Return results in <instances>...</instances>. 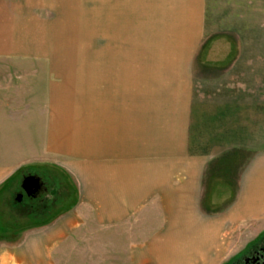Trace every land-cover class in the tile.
<instances>
[{"label":"rangeland","instance_id":"obj_1","mask_svg":"<svg viewBox=\"0 0 264 264\" xmlns=\"http://www.w3.org/2000/svg\"><path fill=\"white\" fill-rule=\"evenodd\" d=\"M126 1L0 0V264H222L264 230V219L229 218L244 179L264 159V0ZM136 45L143 46L137 57ZM182 46L187 47L186 56ZM57 62L73 74L70 116L90 126L105 119L100 112L110 108L96 107L94 90L102 72L128 70L146 80L156 75L142 73L148 71L140 70V65L174 64L168 69L175 70L176 77L163 76L161 81L162 99L185 104L190 125L185 124L188 134L174 145L183 152L164 159V166L177 168L168 174L173 181L165 185L167 192L171 187L179 190L172 204L166 205L151 185L156 190L145 205H135L133 221H112L110 190L104 189L100 175L75 173L68 162L77 161L76 155L26 141L47 135L43 126H30L33 134L20 122L30 99L49 118V110L41 108L51 104L50 85L63 81L53 69ZM20 77L30 78L29 93L2 87L7 81L20 83ZM108 79L101 85L103 103H123L126 92L113 93L117 84ZM194 154L202 167L198 214L194 212V221L175 223V214L188 215L190 209L179 187H187L191 171L186 169L194 166ZM51 162H64L70 175ZM27 169L52 181L56 199L52 212L28 216L16 209L11 194L18 175ZM53 216L54 223L46 222ZM64 222L60 237L50 239L52 226ZM211 222H220L213 244L203 257L191 254L194 238L189 233ZM160 232L168 237H158ZM176 232L182 237H169ZM159 239L161 256L158 245L153 246Z\"/></svg>","mask_w":264,"mask_h":264},{"label":"crops","instance_id":"obj_2","mask_svg":"<svg viewBox=\"0 0 264 264\" xmlns=\"http://www.w3.org/2000/svg\"><path fill=\"white\" fill-rule=\"evenodd\" d=\"M126 2L129 4V0ZM138 47L143 46L136 45L134 47V53H136L134 55L136 57L143 53L142 51H137ZM154 49H158L156 53L161 52L159 51V47H154ZM181 52H183V56H186L188 53L187 47L183 49L182 46ZM171 63H162L164 67L161 64L155 67L149 64L146 66L140 65L138 67L140 70L145 67L148 71H143L142 73H146L149 76L150 73H153L157 76H150L146 80H138L140 76H137L134 72L129 73L128 70L124 72H118L117 70L102 72L101 79L98 82L95 79L97 82L94 90L96 93V107L106 106L110 108L100 112V114L106 115L105 119L96 120L95 125L90 126L88 125L89 123L76 119L73 120L72 116H70L71 113L68 111V107L72 104V93L75 92L70 87L74 81L72 78L73 74H68L65 71V65H60V62H57L53 65V69L63 81L58 85L51 83V104L47 105L46 109L41 108L42 111L49 110V118L43 112H39L40 106L33 99L27 101L26 108L28 112L21 115L24 118L20 122L21 126L27 128H30V126L37 128L38 126H43L45 127V131H47V135H42L41 139L30 136L31 138L26 139V141L45 143L43 147L47 151L63 155L67 153L76 155L78 157L77 161L68 162L71 166V171H75V173L83 176L85 173L88 176L94 173L97 176L100 175L101 183H106L104 189L110 190V200L107 202V205L110 206L109 210L112 215V221H133L135 205H145V199L149 200L150 194L155 192L156 189L153 190L151 185L157 188V194L160 195V198L166 199V205L167 202H169L168 205L172 204L173 198L176 196L177 191H179L171 187L169 192H167L168 188L166 189L165 186L167 181H173V178L168 176V174H174L177 168L164 166V159L168 156L178 157L183 152V148L179 149L174 145L179 144V142L181 143L183 136L188 134L189 128H185L184 126L185 124L186 126L190 125V118L185 104L171 103L162 99L161 92L164 85L161 81L163 76L170 77L172 80L176 77V71L173 70L172 72L168 69ZM172 65L175 67L173 63ZM156 68H163L170 73L156 72L154 70ZM120 73L124 76L123 89L119 88V80L122 78ZM108 75H110L109 79ZM20 78H22L20 83L8 84L9 81H7L2 87H6L7 89L14 88L16 92L22 94L29 93L32 90L28 83V79L30 78ZM107 79L113 85L117 84L112 88L113 93L126 92L123 103L116 102L108 105H105V102L103 103L104 91L101 89V85ZM151 81L158 83L151 85ZM113 95L115 96V94ZM26 108L24 107L23 110H26ZM14 120L16 121V125L19 126V115L16 114ZM46 126H48L47 130ZM30 129L28 132L34 134L32 128ZM76 143L80 145L76 147L71 146ZM33 148L34 146L32 145L31 149ZM136 157L148 158V161L152 159V164L149 162L151 164L149 165L148 161L145 160L144 162L141 159L136 161ZM193 157L194 166L186 169L191 171L190 177L187 183L183 182L187 184V187H184V185L179 187L181 192L185 193L184 196L188 199V202H190V209L187 213L188 215L184 211L175 214L172 220L175 223L194 221V212L196 216L198 214V187L202 167L199 155L194 154ZM161 162H163V165H159ZM51 163L52 166L61 172L70 175L71 171L64 165V162L62 164ZM180 170H183V168H180ZM244 180L243 191L239 195L238 204L229 218L245 219L246 217H254L255 219L263 220L264 159L261 163L256 164L250 169L249 174ZM164 186L165 189H163ZM184 193L180 195L181 198ZM67 210H64L63 214ZM183 215H186V217L184 218ZM56 218V216H53V218L46 220V222L52 221L54 223ZM68 221L67 223L70 225L71 223ZM189 226L191 227L192 225ZM219 226L220 222H211L204 226L194 227V231L191 227L193 232L188 235L190 239L194 238V244L191 245L193 248L191 254L194 255L195 253L196 256L201 257L205 248L209 247L211 243L213 244L215 233ZM62 229H66L65 222L61 223V226L53 225L51 229L52 233L48 237L55 240V238L60 237ZM158 237H168V235L161 234L160 232ZM169 237L176 238L182 236L176 232L169 235ZM156 242L157 244L154 243L153 246L156 248L158 245L159 249L157 253L161 256L163 252L161 251V241L159 239ZM173 252L179 253L178 248L174 249ZM159 261L161 262V257Z\"/></svg>","mask_w":264,"mask_h":264},{"label":"flooded vegetation","instance_id":"obj_3","mask_svg":"<svg viewBox=\"0 0 264 264\" xmlns=\"http://www.w3.org/2000/svg\"><path fill=\"white\" fill-rule=\"evenodd\" d=\"M30 175H33L36 183L25 184V177ZM51 182L36 170L22 171L11 194L16 209L28 216L36 215L38 212L46 214L52 212L56 199ZM222 264H264V230L228 255Z\"/></svg>","mask_w":264,"mask_h":264},{"label":"water","instance_id":"obj_4","mask_svg":"<svg viewBox=\"0 0 264 264\" xmlns=\"http://www.w3.org/2000/svg\"><path fill=\"white\" fill-rule=\"evenodd\" d=\"M24 181H25V184H34V183H36V179L33 177V175L25 177Z\"/></svg>","mask_w":264,"mask_h":264}]
</instances>
